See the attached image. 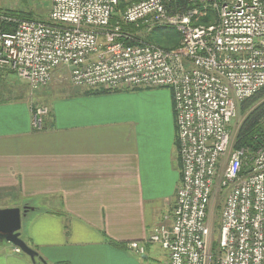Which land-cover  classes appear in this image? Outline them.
Segmentation results:
<instances>
[{"label": "built area", "instance_id": "1", "mask_svg": "<svg viewBox=\"0 0 264 264\" xmlns=\"http://www.w3.org/2000/svg\"><path fill=\"white\" fill-rule=\"evenodd\" d=\"M182 1L192 7L180 10L181 0H50L42 19L0 11V70L30 91L47 86L58 66L88 89L168 88L180 160L170 224L157 223L127 247L143 254L147 243L157 244L167 264H264V143L253 152L234 148L230 127L237 104L264 86V0ZM162 24L178 32V46L144 40L143 32ZM45 113L35 108L34 127ZM218 192L215 241L210 203Z\"/></svg>", "mask_w": 264, "mask_h": 264}, {"label": "crops", "instance_id": "2", "mask_svg": "<svg viewBox=\"0 0 264 264\" xmlns=\"http://www.w3.org/2000/svg\"><path fill=\"white\" fill-rule=\"evenodd\" d=\"M37 93L0 88V208L32 207L20 237L41 260L0 241V264H158L157 244L138 254L127 243L170 224L180 179L171 91L93 90L61 70ZM36 107L46 108L39 128Z\"/></svg>", "mask_w": 264, "mask_h": 264}, {"label": "trees", "instance_id": "3", "mask_svg": "<svg viewBox=\"0 0 264 264\" xmlns=\"http://www.w3.org/2000/svg\"><path fill=\"white\" fill-rule=\"evenodd\" d=\"M180 10H185L187 8L192 7L191 4H186L184 1L181 0L180 2ZM175 7L171 8L174 10ZM120 10V7H119ZM0 11H7V13L11 14L12 16L20 19H34L30 16H25L20 13H16L13 10H3ZM44 18V17H43ZM38 19V18H36ZM42 19V18H39ZM209 20L208 15L204 16L199 19V23H207ZM124 29H130V27H123ZM165 28H172V27H164L158 29L157 34L149 35L150 37H146L144 40L146 42L156 43L158 40L156 36L161 37L156 44L165 49H172L179 44V34L174 29L170 34H165ZM169 35L174 36V40H170L171 38L168 37ZM163 37H166L164 39ZM163 38V39H162ZM169 38V39H168ZM165 40V41H164ZM178 40V41H177ZM0 87L3 90V93L7 96H18L20 94L12 93V89L9 87V81L5 78V73L0 71ZM125 89V88H124ZM135 89V88H130ZM16 94V95H15ZM237 109L241 111L243 118L238 126L236 131L233 147L234 148H248L250 152L255 151L264 143V86L261 87L257 92H255L250 97L240 101L237 104ZM40 264V263H39Z\"/></svg>", "mask_w": 264, "mask_h": 264}, {"label": "rangeland", "instance_id": "4", "mask_svg": "<svg viewBox=\"0 0 264 264\" xmlns=\"http://www.w3.org/2000/svg\"><path fill=\"white\" fill-rule=\"evenodd\" d=\"M49 6H50V0H0V9L13 10L16 13H20V14L25 15V16H30V17H33L34 19L46 17L48 14ZM213 13H214V10L210 9L208 12V17L210 18L211 14H213ZM163 25H165V24L152 25L148 31H145L142 33V36H144L145 38L147 36L150 37L149 35L157 34L158 29H160V28H164L167 26L172 27L169 25H167V26H163ZM173 30H174L173 27L172 28H165L164 32H165V34H170ZM168 37L171 38L170 40H174V36L169 35ZM163 38L166 39V37H163ZM156 39L159 41V40H161V37L156 36ZM61 70L63 71V70H65V68L62 66H58V67L54 68L52 75L54 73H58ZM0 71L6 72V75H7L6 79L9 81V87L12 89V91L14 93L25 94L24 95L25 98H28L30 100H32V99L37 100V96H38L37 92L39 90H41V88H38L34 91H30L26 82L24 80H22L21 78L17 77L14 73H10L7 70H0ZM242 118H243V115H242L241 111L236 109V115L234 116V118L230 124L231 131L233 132L234 137H235L236 131L238 129V126H239ZM223 199H224V196L222 195V193L220 194L218 192L214 195V197L212 198L211 203H210L211 204V215L210 216H211V219L214 223L213 224L214 231H213L212 239L215 241L217 240V237H218V229H219L220 220H221L220 209L222 207ZM214 246H216V244ZM156 247H157L156 252H157V254L160 255V262L158 264H164V259L166 258V256H165V254L164 255H161V254H163V252L166 253V251L158 245ZM166 255H167V253H166Z\"/></svg>", "mask_w": 264, "mask_h": 264}, {"label": "water", "instance_id": "5", "mask_svg": "<svg viewBox=\"0 0 264 264\" xmlns=\"http://www.w3.org/2000/svg\"><path fill=\"white\" fill-rule=\"evenodd\" d=\"M31 206L0 208V241H7L19 249V253L28 255L32 261L38 257L37 252L32 249L21 237V218Z\"/></svg>", "mask_w": 264, "mask_h": 264}]
</instances>
